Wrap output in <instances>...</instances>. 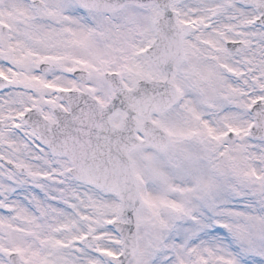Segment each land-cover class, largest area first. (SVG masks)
I'll use <instances>...</instances> for the list:
<instances>
[{
  "label": "snow or ice",
  "instance_id": "1",
  "mask_svg": "<svg viewBox=\"0 0 264 264\" xmlns=\"http://www.w3.org/2000/svg\"><path fill=\"white\" fill-rule=\"evenodd\" d=\"M0 264H264V0H0Z\"/></svg>",
  "mask_w": 264,
  "mask_h": 264
}]
</instances>
